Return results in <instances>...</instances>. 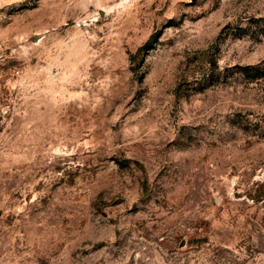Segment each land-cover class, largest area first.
<instances>
[{"label":"rangeland","instance_id":"1","mask_svg":"<svg viewBox=\"0 0 264 264\" xmlns=\"http://www.w3.org/2000/svg\"><path fill=\"white\" fill-rule=\"evenodd\" d=\"M264 0H0V264H264Z\"/></svg>","mask_w":264,"mask_h":264},{"label":"trees","instance_id":"2","mask_svg":"<svg viewBox=\"0 0 264 264\" xmlns=\"http://www.w3.org/2000/svg\"><path fill=\"white\" fill-rule=\"evenodd\" d=\"M238 73L248 82H253L264 78V61L254 66L238 67Z\"/></svg>","mask_w":264,"mask_h":264}]
</instances>
